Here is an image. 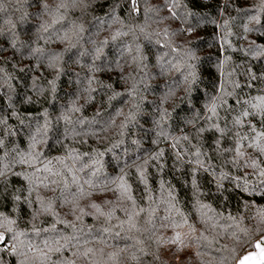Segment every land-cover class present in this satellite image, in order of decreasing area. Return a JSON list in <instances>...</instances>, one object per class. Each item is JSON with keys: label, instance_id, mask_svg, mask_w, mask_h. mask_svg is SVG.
<instances>
[{"label": "snow or ice", "instance_id": "1", "mask_svg": "<svg viewBox=\"0 0 264 264\" xmlns=\"http://www.w3.org/2000/svg\"><path fill=\"white\" fill-rule=\"evenodd\" d=\"M233 195L264 198V0H0V264H264L216 247L264 236Z\"/></svg>", "mask_w": 264, "mask_h": 264}, {"label": "trees", "instance_id": "2", "mask_svg": "<svg viewBox=\"0 0 264 264\" xmlns=\"http://www.w3.org/2000/svg\"><path fill=\"white\" fill-rule=\"evenodd\" d=\"M204 3L207 4L209 3V0H204ZM213 34H214V28L212 25H208L206 30H202L200 32V36L203 37L205 39V43L201 46L202 47V52L201 55H207V54H211L213 61L215 60V56H216V47H213ZM235 46V45H234ZM233 60L235 61L236 64H242L243 60H242V54H236L233 56ZM255 63V62H253ZM9 70H11L9 68ZM213 71H215V69L213 68ZM241 82L243 83L244 81V77L241 76L240 77ZM118 90H119V86ZM91 109H89V114L91 113ZM169 166L171 165V161H168ZM164 179L166 180H171L173 184H175L178 188V190L180 191V196L183 199L185 196V192L180 188V181L176 178L173 177L170 173L167 172L166 170V174L164 176ZM209 177H207L206 175L202 178V183H204L205 187H207V181H208ZM153 186L155 187V183L153 182ZM241 200V203L238 204V196L237 195H233L231 196L227 203H224L222 206V210L225 214V216H227L229 213H231L233 216H245L247 217L250 213L247 209H245L242 206V202L243 200H247L248 202H255L257 205H264V198H261L259 195L255 196V197H251V196H245V197H240L239 198ZM209 203H211V201H207ZM219 204V201L217 202ZM215 206V205H214ZM219 210V209H218ZM89 223H91V220L89 219L88 221ZM226 225L231 224V221H227L225 220L224 222ZM246 225H241V227H244ZM225 231H227V228H225ZM264 237V236H259L258 233H255L253 231L252 235L249 236H245L242 233L237 232L236 233V240L238 241V243L233 242V240L231 239V233L229 234V237L223 238L220 240V243L218 245H216V247H220L221 245L227 244L228 248L231 249L233 247H235L237 249L238 252H240V246L244 245L243 247V251L240 252V254H242L243 252H245L246 250L252 249L254 246V242L255 240ZM247 240H251L252 241V245H248L246 243ZM223 255L227 256L228 252H224ZM204 259L206 261H215L219 259V256H217L214 252H208V254L204 257Z\"/></svg>", "mask_w": 264, "mask_h": 264}, {"label": "rangeland", "instance_id": "3", "mask_svg": "<svg viewBox=\"0 0 264 264\" xmlns=\"http://www.w3.org/2000/svg\"><path fill=\"white\" fill-rule=\"evenodd\" d=\"M261 240H264V237H261V238L255 240L254 245H255L256 243H258L259 241H261ZM260 247H261V248H264V244H261ZM259 252H260V248H256L255 246H253L252 249L246 250V251L243 252L242 254H247V253H257V254H259Z\"/></svg>", "mask_w": 264, "mask_h": 264}]
</instances>
